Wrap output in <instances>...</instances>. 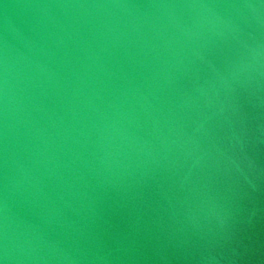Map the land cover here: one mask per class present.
Segmentation results:
<instances>
[{"label":"water","instance_id":"1","mask_svg":"<svg viewBox=\"0 0 264 264\" xmlns=\"http://www.w3.org/2000/svg\"><path fill=\"white\" fill-rule=\"evenodd\" d=\"M0 264H264V0H0Z\"/></svg>","mask_w":264,"mask_h":264}]
</instances>
